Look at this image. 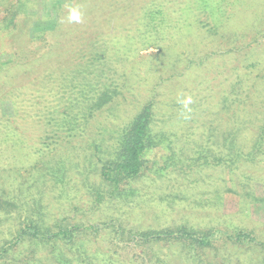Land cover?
Wrapping results in <instances>:
<instances>
[{"label":"trees","instance_id":"trees-1","mask_svg":"<svg viewBox=\"0 0 264 264\" xmlns=\"http://www.w3.org/2000/svg\"><path fill=\"white\" fill-rule=\"evenodd\" d=\"M4 1L9 8L1 30L11 36L31 0ZM129 1L121 6L128 8ZM174 3L141 1L143 31L128 24L107 29L103 14L85 26L94 9L65 29L66 14L55 6L51 29L14 42L0 74L25 78L0 94V103L11 101L15 109L14 116L0 117V143L10 146L21 136L24 146H16L25 149L28 174L0 185V264H124L113 250L96 246L104 230L113 247L120 241L179 240L210 246L219 233L253 247L252 233L232 221L227 229L233 236L176 220L174 206L181 205L161 194L163 183L179 177L175 170L189 175L210 166L228 168L245 193L247 184H264V176L242 168L264 163V44H258L264 39V0ZM237 11L245 16L244 29L254 33L249 43L243 30H230L231 20L243 17ZM140 36L158 49L153 71L159 80L145 93L136 87L142 80L135 67H128L140 51ZM188 73L190 83L179 81L162 92L167 80ZM188 97L190 111L182 103ZM73 196L86 197L88 206L71 203ZM90 213L99 214L101 224ZM135 258L126 264H145Z\"/></svg>","mask_w":264,"mask_h":264},{"label":"rangeland","instance_id":"rangeland-1","mask_svg":"<svg viewBox=\"0 0 264 264\" xmlns=\"http://www.w3.org/2000/svg\"><path fill=\"white\" fill-rule=\"evenodd\" d=\"M123 1L124 0H89V3H86L83 0H31V2L29 1L31 7L29 14L24 12L25 14L21 13L19 15L20 21L18 22V29L14 33L15 35L6 36V32L1 30V28L3 29V18L8 16L5 10L9 8V5L2 0L0 2V68L5 64L4 62L10 58L9 54L13 50L12 48H15L14 42H16V44L24 42L23 39L26 38L28 32H30L32 37L37 31L51 29L53 27L55 20H52L51 16L55 14V6L61 8L64 14H66L64 15L66 20L65 29H70L74 24V21L69 19L74 10L84 13L89 9H94L93 13H91V19L94 20L90 21L87 19L90 22L86 24L82 22L85 26L94 25L96 21L100 20L101 14H103V24L107 29L114 30L113 27L115 25L121 27L128 24L131 30L141 29L143 31L142 20H140V14L142 12L140 9L142 4L140 3L143 0H130L128 8L121 6V2L123 3ZM163 1L166 3V6L173 7L175 5L174 0ZM97 10L99 11V15L96 17L98 13ZM242 12L240 13V15L243 16L242 19L231 20L230 24L232 27L230 30H243L246 33L244 35H247L245 40L249 43L252 41L254 33L244 29L243 23L245 21V16ZM131 13L135 18L130 17ZM115 16H117V18H115ZM115 32L118 31L115 30ZM126 33H128V31H126ZM19 38L22 39L17 42ZM57 38H60V35H58ZM137 39L141 42L139 43L140 51L131 56L128 67L130 68L129 70H131L132 66L135 67L136 75L142 80L136 83V87L139 88L140 92L145 93L151 90L159 80L157 79L159 74L153 71V67L158 64L156 61L158 49L154 45L155 42H145L146 36H140ZM261 42L264 44V39H260L258 44L261 45ZM34 72H36L35 69L30 75H33ZM172 74L173 73L170 74L169 72L164 78L167 79L169 76H172ZM17 75L16 72L0 74L1 95L25 78V76ZM20 76L21 78H19ZM37 77L38 75L36 73L33 76L36 82L32 87L36 88L37 84L40 82ZM174 77L175 78L172 80H167L166 83L162 84L161 90L164 94L177 85L179 81H188L190 83L193 80V76L189 73L185 74L184 77L181 74L174 75ZM128 97L129 95H127V98ZM126 102H130V100ZM14 114L15 109L11 101L3 100L0 103V117L3 115L8 118L14 116ZM26 121V119H21L19 123L26 125ZM20 138L21 136L19 135L14 137L13 139H16V141L11 142L10 146H3L0 143V185L14 182L15 179L10 180L13 175L23 174V176H25L28 174L27 165L24 162L26 161L25 149L16 146L17 143L24 146ZM25 138V140H29L28 137ZM201 141L202 140L198 138L196 143L200 144ZM181 144L183 143L177 142V145ZM193 145L194 143H192V147ZM242 168L254 174L258 172L257 175L259 177L264 176V163H262L260 167L256 166L249 168V166H243ZM175 171L179 174V177L175 179L174 183L170 182V180L163 183L161 196L163 201L166 200L169 203L174 202L175 204L181 205L179 208L174 206V217L176 220L188 218L191 220V223L199 227L200 230L216 226L222 230V233L228 232L229 235L233 234L232 231H228L230 221H232L233 224L247 229L248 232L252 233L255 237L253 247L243 245V243H235L229 240L227 236L220 235V233L212 238L210 246H190L187 242L179 240L167 243L163 242L158 245H143L132 241H120L119 247H115V245L113 247L107 238V230L99 234L96 240V246L104 251L113 250L112 252H115V257L124 260V264L130 262L132 257H136V262L138 261L139 263L144 260L145 264H155V260L158 257L166 261V264H264V184H247L245 193L243 184H239V179L232 176L228 168L216 166L205 167L203 169L194 168L189 175L185 173L182 174L178 170ZM72 184L81 183L80 180H78L77 183ZM167 184L176 185L174 189H171ZM79 198L73 196L71 198V203L80 201L84 203L83 206L87 207V202H85L86 197L84 198L82 196L81 200H78ZM51 201L53 203L51 205L55 208L54 201ZM69 203L70 202H68V204ZM200 204H204V206ZM219 204L222 210L217 209V205ZM243 205H245L244 208H242ZM98 216L99 214L97 216L91 213L89 214V217H91L93 221L101 224V222L98 221L100 220ZM100 228L102 229V226Z\"/></svg>","mask_w":264,"mask_h":264},{"label":"clouds","instance_id":"clouds-1","mask_svg":"<svg viewBox=\"0 0 264 264\" xmlns=\"http://www.w3.org/2000/svg\"><path fill=\"white\" fill-rule=\"evenodd\" d=\"M69 19L72 20V21L80 22V20H81V13L78 10H74L71 13ZM182 103L184 105V108L186 110L190 111V109L188 108V106L192 103L191 97L186 98L185 100H183Z\"/></svg>","mask_w":264,"mask_h":264}]
</instances>
